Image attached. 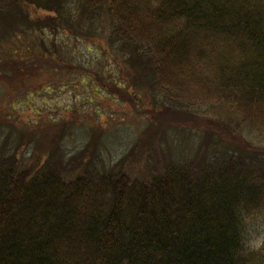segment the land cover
<instances>
[{"label":"trees","instance_id":"1","mask_svg":"<svg viewBox=\"0 0 264 264\" xmlns=\"http://www.w3.org/2000/svg\"><path fill=\"white\" fill-rule=\"evenodd\" d=\"M42 1L49 9L51 0ZM71 2L79 18L108 12L111 34L128 55L122 60L136 71L127 74L133 84L185 111L225 106L264 142V0ZM6 16L0 10V35L20 38L24 28ZM56 30L49 46L40 41L41 56L36 48L0 56V68L20 85L25 76L42 77L23 103L65 89L91 101L124 86L103 65L88 67L71 47H55ZM51 137L53 157L63 147L59 133ZM212 152L145 180L119 169L67 180L50 166L16 167L15 157H0V264H264V238L250 249L243 233L248 218L264 214V149Z\"/></svg>","mask_w":264,"mask_h":264},{"label":"rangeland","instance_id":"2","mask_svg":"<svg viewBox=\"0 0 264 264\" xmlns=\"http://www.w3.org/2000/svg\"><path fill=\"white\" fill-rule=\"evenodd\" d=\"M42 2L0 0V10L7 13L5 22L12 21L25 30L18 32L20 38H16V34L0 35V56L19 48H36L41 56L40 41L44 40L49 46L48 33L54 26L59 35L55 47L61 46L64 50L71 47L74 56L86 61L88 67L96 69L103 65V73L120 77L124 86L119 87L120 90L111 87L114 92L100 91L98 94L105 93L102 98L96 92L90 95L91 101L87 100L89 97L65 89L43 98L36 96L25 104L22 97L35 83L42 81V77L25 76L24 85H20L18 79L8 77L13 73L10 68L1 66L0 157H15L16 167L50 166L67 180L85 171L117 169L145 180L169 164L189 162L196 154H211L214 149L231 145L264 149V142L250 136L248 128L239 124V118L225 106L185 111L163 103L159 97L154 98L151 91L138 87L137 81L133 84L127 74L136 71L122 60L128 55L111 34L108 12L85 13L79 18V11L71 0H51L49 9ZM58 6H62V10H58ZM66 20L72 27L64 24ZM64 29L70 32L68 38L63 36ZM79 31L84 32L86 39L78 34ZM120 68L122 73L118 71ZM32 96L34 94H28V97ZM41 117L45 121L36 123ZM62 118L66 121L61 125L65 126L58 127V123V128L51 127ZM25 122H28V128H25ZM58 133L63 149L51 157L48 155L50 142L46 137L50 139ZM243 233L246 248H258L264 238V214L248 218Z\"/></svg>","mask_w":264,"mask_h":264}]
</instances>
